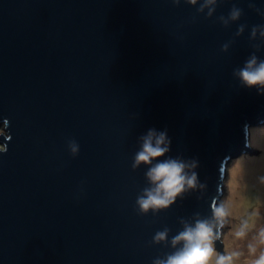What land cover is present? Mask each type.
Segmentation results:
<instances>
[{
  "label": "water",
  "instance_id": "obj_1",
  "mask_svg": "<svg viewBox=\"0 0 264 264\" xmlns=\"http://www.w3.org/2000/svg\"><path fill=\"white\" fill-rule=\"evenodd\" d=\"M233 5L243 14L223 27ZM256 25L264 0H218L208 19L183 0H0V264H152L172 251L155 232L209 216L227 164L254 153L264 95L232 71L264 59ZM149 128L167 129V155L198 158L207 185L155 216L134 210L147 168H131ZM212 245L222 254L221 236Z\"/></svg>",
  "mask_w": 264,
  "mask_h": 264
},
{
  "label": "clouds",
  "instance_id": "obj_2",
  "mask_svg": "<svg viewBox=\"0 0 264 264\" xmlns=\"http://www.w3.org/2000/svg\"><path fill=\"white\" fill-rule=\"evenodd\" d=\"M173 6H179L182 0H170ZM218 0H183L189 6H195L197 14H204L208 19L213 16ZM249 7H252L250 4ZM243 11L233 5L227 17L221 15L217 21L228 27L242 16ZM195 19V18H193ZM245 25H239L235 35L240 36ZM260 38L264 41V25L253 26L250 30V40ZM232 42L221 46V51L226 52ZM253 48L259 51L260 45L254 44ZM234 79L245 88H255L258 95H264V59H260L255 51L244 61L243 65L232 71ZM138 150L132 157L131 168L133 170L141 165L146 166L144 173L146 186L137 195L134 210L138 215H147L150 211L153 216L162 210L168 209L178 198L191 192H203L207 185L199 180L196 169L199 167L198 158L184 159L181 156L172 157L170 152L171 138L167 129L157 130L149 128L138 138ZM67 147L70 154L75 157L79 152V145L75 140H69ZM6 151V147L0 148V153ZM163 158V159H159ZM210 215L201 217L194 214L191 220L181 218V229L169 239L170 229L164 227L158 230L152 237V244H163L172 251L153 259L152 264H208L213 251L212 244L221 236L224 226L226 210L222 203L210 204ZM230 257L217 254L215 264H225ZM264 262V257H261ZM258 262V264H261Z\"/></svg>",
  "mask_w": 264,
  "mask_h": 264
},
{
  "label": "rangeland",
  "instance_id": "obj_3",
  "mask_svg": "<svg viewBox=\"0 0 264 264\" xmlns=\"http://www.w3.org/2000/svg\"><path fill=\"white\" fill-rule=\"evenodd\" d=\"M248 143L254 153L241 154L226 166L219 200L226 210L223 252L212 245L208 264H215L217 254L230 257L225 264H258L264 257V123L250 128Z\"/></svg>",
  "mask_w": 264,
  "mask_h": 264
}]
</instances>
